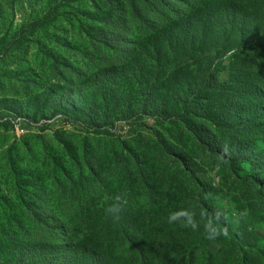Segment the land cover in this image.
Instances as JSON below:
<instances>
[{"label":"rangeland","instance_id":"374dc122","mask_svg":"<svg viewBox=\"0 0 264 264\" xmlns=\"http://www.w3.org/2000/svg\"><path fill=\"white\" fill-rule=\"evenodd\" d=\"M94 14L90 3L82 0H0V258L14 240L25 238L19 224L29 227L40 204L46 214L69 222L72 237L101 242L107 262L138 264L121 239L115 241L117 253L108 249L114 244L103 225L104 206L116 196L124 204L154 205L155 219L162 225L154 253L157 264H172V256L191 248L196 264H207L205 247L215 255L221 249L231 252L223 264L241 263L247 249L240 237L243 230L249 232L245 240H256L264 248V170L258 173L261 187L249 167L235 175L200 146L178 117H158L151 106L142 108L136 84L122 78L118 83L122 91H117L94 79L87 58V52L96 54L101 45L99 37L91 36L99 26ZM131 38L132 46L139 44V38ZM200 59L198 65L203 63ZM228 65L221 71L223 79L235 84L241 72L264 88V54L242 49L237 63L224 66ZM73 69L80 74H70ZM183 70L165 77L162 86L174 89ZM53 85L64 94L63 101L48 97ZM226 95L213 93V105L222 108ZM161 101L168 106L172 98ZM233 138L228 132L221 139L232 143ZM168 151L188 154L191 169L179 170L166 156ZM86 163L97 169V183L70 184L64 169L78 175ZM141 177L149 180L156 194L143 189ZM201 203L222 215L230 229L212 224L217 234L207 238L204 226L212 221L199 215ZM185 208L193 213L194 228L167 222L169 211Z\"/></svg>","mask_w":264,"mask_h":264},{"label":"trees","instance_id":"16d2710c","mask_svg":"<svg viewBox=\"0 0 264 264\" xmlns=\"http://www.w3.org/2000/svg\"><path fill=\"white\" fill-rule=\"evenodd\" d=\"M82 1L90 3L95 10L99 25L95 35H91L100 38L99 50L91 55L87 52L93 78L101 84L108 83L117 91H122L118 85L122 78L136 84L137 102L142 108L151 106L158 117L175 115L203 149L226 164L235 175L249 167L261 187L258 173L264 170V88L241 72L240 81L234 84L223 79L221 71L229 68V65L224 66L227 63H237L242 49L256 56L264 54V0ZM131 37L139 38V44L132 46ZM202 57L206 61H201ZM199 59L203 63L198 65ZM64 61L74 67L71 60ZM181 67L183 76L179 77L181 81L174 89L163 87L165 79ZM246 70L254 73L253 68ZM70 74L80 73L73 69ZM56 87L48 89V97H59L63 101L64 94H59ZM218 91L227 93L222 108L213 105V93ZM159 97L161 100L172 98V101L165 106L157 99ZM228 132L235 138L232 143L221 139ZM166 156L179 170L191 169L192 159L185 152L168 151ZM85 166L79 169L78 175L64 169L67 181L72 185L82 180L86 184L97 183V169L87 163ZM193 177L201 182L198 176ZM141 182L145 191L149 188V194L157 193L147 178L141 177ZM99 185L103 188L102 183ZM154 209V205L147 202L141 205L122 203L118 216L105 215L103 225L114 244L108 247L111 253H117L115 241L121 239V245H126L134 262L157 264L154 253L162 225L157 223ZM199 210L203 219L211 220L213 225L219 224L226 231L230 229L226 219L211 206L201 203ZM44 211L47 212L45 206L37 205L29 227L26 223L19 224L25 238L9 245L8 254L0 258V264H111L106 260L107 252L101 242L72 237L68 221ZM241 233V241L247 246L242 251L241 263L238 260L225 264H255V261L264 264V248L256 240H245L249 235L247 230ZM147 239L149 243L145 244ZM202 243L206 246L208 240ZM205 251L207 264H223L231 254L221 249L215 255L206 247ZM51 252L55 257H50ZM36 254H39L37 259ZM196 260L194 248L170 259L172 264H196Z\"/></svg>","mask_w":264,"mask_h":264},{"label":"clouds","instance_id":"9594fccd","mask_svg":"<svg viewBox=\"0 0 264 264\" xmlns=\"http://www.w3.org/2000/svg\"><path fill=\"white\" fill-rule=\"evenodd\" d=\"M123 200L121 196H116L112 203H110L104 209L105 215L109 217L118 216ZM166 220L168 223L179 222L182 223L185 227H195L193 222V213L191 209H178L169 211ZM204 234L207 238H214L217 234V229L212 225L211 222L204 226Z\"/></svg>","mask_w":264,"mask_h":264}]
</instances>
